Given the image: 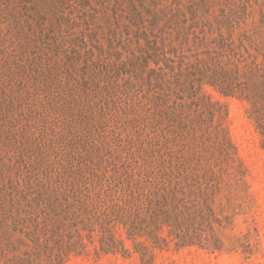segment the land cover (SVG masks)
I'll list each match as a JSON object with an SVG mask.
<instances>
[{"label": "rangeland", "instance_id": "374dc122", "mask_svg": "<svg viewBox=\"0 0 264 264\" xmlns=\"http://www.w3.org/2000/svg\"><path fill=\"white\" fill-rule=\"evenodd\" d=\"M2 160L23 264H264V0H0Z\"/></svg>", "mask_w": 264, "mask_h": 264}, {"label": "trees", "instance_id": "16d2710c", "mask_svg": "<svg viewBox=\"0 0 264 264\" xmlns=\"http://www.w3.org/2000/svg\"><path fill=\"white\" fill-rule=\"evenodd\" d=\"M11 65L10 63L5 64L9 76L13 69ZM9 82L10 78L7 86ZM8 169V163L2 160L0 163V177H2V175L4 177V172ZM8 183L10 182H3L0 187V192L3 191V193L0 194V264H23V258L19 247V243L22 242V228L20 225L21 215L14 206V194L13 191L8 190Z\"/></svg>", "mask_w": 264, "mask_h": 264}]
</instances>
